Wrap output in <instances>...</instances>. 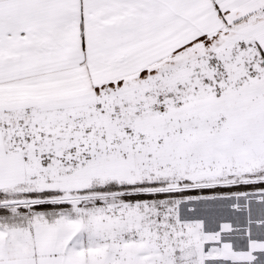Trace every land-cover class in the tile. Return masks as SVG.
I'll use <instances>...</instances> for the list:
<instances>
[{
	"label": "snow or ice",
	"instance_id": "6c2138e0",
	"mask_svg": "<svg viewBox=\"0 0 264 264\" xmlns=\"http://www.w3.org/2000/svg\"><path fill=\"white\" fill-rule=\"evenodd\" d=\"M0 264H264V0H0Z\"/></svg>",
	"mask_w": 264,
	"mask_h": 264
}]
</instances>
